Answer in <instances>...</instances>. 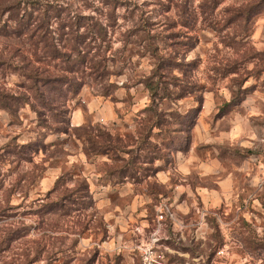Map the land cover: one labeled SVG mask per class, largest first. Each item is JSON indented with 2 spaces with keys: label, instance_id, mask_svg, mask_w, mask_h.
I'll return each instance as SVG.
<instances>
[{
  "label": "rangeland",
  "instance_id": "374dc122",
  "mask_svg": "<svg viewBox=\"0 0 264 264\" xmlns=\"http://www.w3.org/2000/svg\"><path fill=\"white\" fill-rule=\"evenodd\" d=\"M221 1L0 0V58L35 59L11 30L7 8L19 5L48 14L62 53L55 12L84 24L87 43L99 21L110 73L107 89L87 77L65 106L0 109V264H140L136 245L157 229L162 201L174 219L159 249L172 264H264V4L244 25L231 10L259 0ZM150 42L178 64L170 88L194 85L157 106L153 130L140 82L154 68ZM21 80L0 71L2 90L27 94Z\"/></svg>",
  "mask_w": 264,
  "mask_h": 264
},
{
  "label": "trees",
  "instance_id": "16d2710c",
  "mask_svg": "<svg viewBox=\"0 0 264 264\" xmlns=\"http://www.w3.org/2000/svg\"><path fill=\"white\" fill-rule=\"evenodd\" d=\"M212 1L215 3V8L222 2L221 0ZM263 1L259 0L255 2L256 8L253 10L248 9L249 7L232 9L231 17L229 18L230 22L234 23L241 20L244 25L248 24L252 21L253 16L258 14L260 6L264 4L262 3ZM8 10L10 13L13 12L10 18L14 22V25H11L13 28L11 29L13 30L12 33L16 36L23 33L28 35L31 41L30 47H32L30 49L35 59L23 60L22 64L19 65L13 61L0 58V71L4 74L5 71H11L18 77L23 78L19 82V85L27 93H12L0 88V109L7 110L15 115L22 107L31 104V98H34L35 101L39 99L41 106H65L66 101L70 98V94H77L84 84L88 82L87 77L91 78L92 82L100 85V87L102 86L104 89L108 88V86L102 84L103 81L109 79L110 73L108 71L107 59L105 57L101 58V42H99L101 40V23L99 21H94L92 24V31L98 32V35L92 37L91 44L87 43V37L79 32V28L83 27L84 24L77 23L75 25L70 21L71 18H61L59 13L55 12L59 34L65 40L66 43L64 45L69 51L62 53L54 42L53 31L49 28V19H47L49 17L48 14L39 12V15L34 16L32 12L27 11L21 14L22 8L20 9L19 5H12L7 8ZM67 27L68 30L66 29ZM142 49V55L148 53L155 59L154 68L151 73L148 76H144L140 81L150 93L151 105L146 107L144 111L154 112L152 118H150L151 123L148 125V128L153 130L155 127L161 128V125L164 124V119L159 114L157 106L164 99H178L192 93L193 90L190 88L194 87V85L189 88L174 81L172 82V86L178 87L179 92L174 91L170 88V82L167 79L171 78L170 73L174 70V67H178L177 62L170 56L160 54L159 46L153 42L146 44ZM93 50L95 51L93 52ZM74 53L77 55L76 58L72 56ZM58 58H60V61L57 60ZM57 65L60 68H57ZM52 66L54 69H51ZM87 70L90 71L89 74L86 73ZM201 108L202 105L200 103L194 109V112L199 114ZM49 109H53V107ZM154 117L155 120H152ZM54 130L59 132L69 131L64 124L56 125ZM174 131H177V129H174ZM147 135L151 138V132H148ZM30 146L33 145H27V147ZM30 150L36 153L39 148L31 147ZM13 152L23 154L25 150L18 149L13 150ZM3 157L4 152H0V160ZM2 214H4V210H0V216Z\"/></svg>",
  "mask_w": 264,
  "mask_h": 264
},
{
  "label": "built area",
  "instance_id": "2783aa9c",
  "mask_svg": "<svg viewBox=\"0 0 264 264\" xmlns=\"http://www.w3.org/2000/svg\"><path fill=\"white\" fill-rule=\"evenodd\" d=\"M169 214L171 218L174 219V215L167 202H160L157 207V229L152 232L149 238H141L136 245L141 259L140 264H171L166 255L160 252L158 237L162 225L161 223L164 222ZM222 252L223 250H221L220 253Z\"/></svg>",
  "mask_w": 264,
  "mask_h": 264
}]
</instances>
